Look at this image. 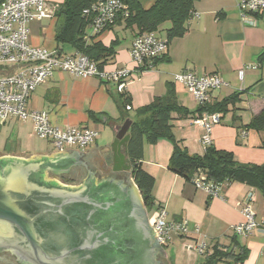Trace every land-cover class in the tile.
<instances>
[{
    "label": "crops",
    "instance_id": "obj_1",
    "mask_svg": "<svg viewBox=\"0 0 264 264\" xmlns=\"http://www.w3.org/2000/svg\"><path fill=\"white\" fill-rule=\"evenodd\" d=\"M136 1L144 9H148L153 2ZM62 2L50 0L49 5ZM238 2L199 0L194 5L196 16L186 24V33L169 42L163 60L141 74L135 73V66L129 57V48L136 31L125 28L124 24L105 30L95 41H100L105 47L112 43L117 45L114 47V55L105 61L102 70L131 71L124 89L119 91L118 84L114 82L55 72L30 95L27 109L47 112L54 126L97 131V139L84 151L66 149L62 152L97 151L102 164L111 167L110 145L123 123L135 119L136 111L141 107L172 90L180 106L191 113L197 110L199 106L185 88L174 80L175 75L183 72L197 76L217 74L227 86L213 91L210 103L221 101L233 93L242 95L234 110L223 116L219 114L220 123L211 131V145L217 150L232 153L235 161L240 164L264 166V131L247 128L251 120L264 111V58L259 62L264 54V10L253 17L249 25L241 19ZM55 25L54 14L51 18L30 23L29 46L56 50ZM87 30L89 32L85 37L89 44L94 34L89 27ZM160 38L165 39L164 31ZM66 51L68 54L74 52ZM240 71H243L242 79H239ZM122 92L130 103L126 114L121 113L117 101ZM172 117V132L179 145L190 155H203V130L192 124L194 116L182 118L173 114ZM55 153L59 152L47 141L34 135L30 121L8 118L0 122L1 157L29 159ZM171 153L172 145L166 139L158 140L155 144L144 142L142 167L155 181L154 210L159 207L163 209L167 222L186 221L190 230L188 235L173 236L166 246H162L164 251L171 245L204 243L208 248L215 243L228 245L229 238L234 235L232 227L243 222L239 204L250 187L238 182L228 183L223 186L221 198H211L168 170ZM254 194L252 208L259 226L249 235L237 236V241L248 253L242 264H264V196L256 190ZM194 227H198V234L193 233ZM196 257L194 264H200L202 255L197 254Z\"/></svg>",
    "mask_w": 264,
    "mask_h": 264
},
{
    "label": "water",
    "instance_id": "obj_2",
    "mask_svg": "<svg viewBox=\"0 0 264 264\" xmlns=\"http://www.w3.org/2000/svg\"><path fill=\"white\" fill-rule=\"evenodd\" d=\"M130 124L123 123L110 145L113 172L131 169ZM81 157L103 165L97 151L0 157V251H12L22 264H155L157 251L167 260L152 228L157 245L151 244L146 210L131 178L124 185L97 184L91 177L79 186L47 178L55 165Z\"/></svg>",
    "mask_w": 264,
    "mask_h": 264
},
{
    "label": "built area",
    "instance_id": "obj_3",
    "mask_svg": "<svg viewBox=\"0 0 264 264\" xmlns=\"http://www.w3.org/2000/svg\"><path fill=\"white\" fill-rule=\"evenodd\" d=\"M49 4L50 0L0 1V122L8 118L22 122L30 121L34 135L47 141L55 151H84L97 139L98 132L82 127L61 128L52 125L47 112L27 109L30 95L55 72L68 73L77 78H97L114 82L118 84L117 89L122 91L131 71L119 69L106 72L81 53L59 55L56 50L29 46V24L51 18L58 8V5ZM237 6L242 21L251 25L253 14L264 10V0H239ZM124 10L125 6L121 0H103L91 5L83 13L92 15L89 28L96 35L111 25ZM166 50V41L154 33L135 36L129 48V57L135 66V73L143 68L147 69L144 72L150 70L152 62L165 55ZM242 77L243 71H240L239 79ZM174 80L185 88L198 106L209 103L213 91L227 86L217 74L197 76L183 72L175 75ZM219 123L220 116L217 113H204L192 120L193 125L203 130L201 143L205 148L211 145L212 128ZM192 185L211 198H221L222 187L209 182L204 175L193 180ZM254 201V190L250 189L239 204L243 222L232 227L236 236L249 235L259 226L252 208ZM149 221L151 228L156 232V241L161 246L170 242L173 236H185L190 233L188 223L184 220L167 222L166 213L161 208L155 210L153 218ZM198 232V227H194L193 233ZM186 249L202 255L207 250V245L196 243L186 246Z\"/></svg>",
    "mask_w": 264,
    "mask_h": 264
},
{
    "label": "trees",
    "instance_id": "obj_4",
    "mask_svg": "<svg viewBox=\"0 0 264 264\" xmlns=\"http://www.w3.org/2000/svg\"><path fill=\"white\" fill-rule=\"evenodd\" d=\"M99 1L103 0H63L54 12L56 19L54 41L59 55L68 54L66 50L81 53L97 63L98 68L102 70L105 61L114 55V47L117 45L112 43L109 47H105L100 41H95L102 32L117 24H124L125 28L136 31L135 36L143 33L158 35L160 28L168 24V27L162 29L165 34L164 40L168 45L173 39L180 38L186 33V24L192 19L194 5L199 0H153L148 9L142 8L136 0H121L125 6L124 12L119 13L104 31L91 37V42L88 44L85 36L92 15H85L83 12ZM259 14H253V16ZM163 58L164 55L160 59H155L152 67ZM263 58L264 54L259 59L260 63ZM144 70L147 69H140L137 74L143 73ZM241 95L242 93H233L221 101L199 106L195 112L191 113L180 106L172 90H168L164 96L155 98L149 105L136 111V118L131 121L128 129L129 141L126 152L131 166L130 178L137 187L147 213L155 208L153 198L155 181L142 167L143 146L144 142L155 144L161 139L168 140L172 145L168 170L186 182L192 184L193 180L204 175L209 182L221 186L222 189L228 183L238 182L264 196L263 166L240 164L235 161L232 153L217 150L212 145L205 148L203 155H190L179 145L172 132L173 114L182 118L188 116L195 118V115L200 117L204 113H217L223 116L235 109L241 101ZM117 101L121 113L126 114V108L130 104L129 98L122 92L119 93ZM247 128L263 132L264 111L254 117ZM84 176L83 172L76 184H79ZM247 254V249L239 244L234 234L229 238L228 245L215 243L207 247L202 254L203 259L200 264H242ZM0 264L11 263L0 262Z\"/></svg>",
    "mask_w": 264,
    "mask_h": 264
},
{
    "label": "flooded vegetation",
    "instance_id": "obj_5",
    "mask_svg": "<svg viewBox=\"0 0 264 264\" xmlns=\"http://www.w3.org/2000/svg\"><path fill=\"white\" fill-rule=\"evenodd\" d=\"M91 160L92 159H84V157H81L79 158V160H73L65 166L55 165L54 169L52 170V173L47 172L46 175L48 176L49 180H58V182L66 186H79L84 182H88L91 177L95 180V183L97 184L102 183L105 180L121 181L124 185L128 184V179L130 178V171L113 172L112 166L110 167V169H107L101 164L96 167L95 164H91ZM83 172L85 173L83 180H81L79 184H76L77 179H79V176H81ZM149 230L151 231V236L153 240L151 244L154 246L156 242L154 240L153 232L150 226ZM11 261H13L15 264H22L19 261L18 256L12 251H0V262H7L13 264ZM155 264L170 263L166 259H163L162 254L157 251L155 253Z\"/></svg>",
    "mask_w": 264,
    "mask_h": 264
},
{
    "label": "rangeland",
    "instance_id": "obj_6",
    "mask_svg": "<svg viewBox=\"0 0 264 264\" xmlns=\"http://www.w3.org/2000/svg\"><path fill=\"white\" fill-rule=\"evenodd\" d=\"M167 25L165 24V25L162 26V28H160V30L157 33L158 37L163 36L162 29L166 28ZM88 32H89V30H86L87 34H88ZM9 149L10 148L8 147L7 151H9ZM49 150L51 151L52 149L50 148ZM106 168L110 169V165H108ZM47 178H48V176H47ZM154 212H155V210L150 211V212L147 213V215H148V225L150 227H151V225H150L149 219L153 218V213ZM166 245H164V246H166ZM185 247H186L185 245H182V246L179 245V246H175V247H173V245H171L170 247H167L165 249L166 255L168 257V260H169L170 264H194L195 259L197 258L196 257L197 254H195L194 252L188 251Z\"/></svg>",
    "mask_w": 264,
    "mask_h": 264
}]
</instances>
